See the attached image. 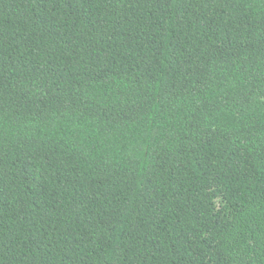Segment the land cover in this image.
I'll use <instances>...</instances> for the list:
<instances>
[{"label":"trees","instance_id":"trees-1","mask_svg":"<svg viewBox=\"0 0 264 264\" xmlns=\"http://www.w3.org/2000/svg\"><path fill=\"white\" fill-rule=\"evenodd\" d=\"M0 264H264V0H0Z\"/></svg>","mask_w":264,"mask_h":264}]
</instances>
